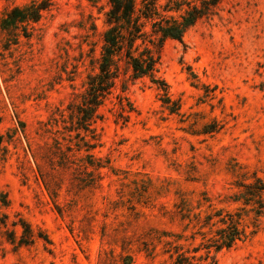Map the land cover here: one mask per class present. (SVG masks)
I'll use <instances>...</instances> for the list:
<instances>
[{"label":"rangeland","instance_id":"rangeland-1","mask_svg":"<svg viewBox=\"0 0 264 264\" xmlns=\"http://www.w3.org/2000/svg\"><path fill=\"white\" fill-rule=\"evenodd\" d=\"M28 2L0 0V18ZM108 8L54 0L28 38L0 30V264H176L175 245L196 264H264V192L258 204L239 195L264 182V0H222L183 41H165L157 75L170 102L150 78L122 76L94 124L92 177L52 151L59 141L87 154L64 128ZM119 96L132 105L123 115ZM220 208L240 213L248 236L204 248L185 216Z\"/></svg>","mask_w":264,"mask_h":264},{"label":"trees","instance_id":"trees-1","mask_svg":"<svg viewBox=\"0 0 264 264\" xmlns=\"http://www.w3.org/2000/svg\"><path fill=\"white\" fill-rule=\"evenodd\" d=\"M53 1L30 0L24 5L11 7L0 18V30L13 37L14 44L18 43L21 35L28 38L31 34L30 25L40 21L43 12L50 8ZM161 1L142 0L138 6L137 0H108L106 29L103 32V43L100 57L97 59L96 71L87 76L86 89L81 100L69 104L72 121L69 127L64 128L70 133V142L76 139V151H81L84 147L87 154L80 158H76L75 153L69 156L67 152L73 150L72 145L67 146V150L63 151L61 143L57 141L52 155L61 154L58 156L60 160L58 162L61 164L59 166L65 169L74 167V171L89 173L91 176L93 174L87 170L88 167H102L99 163L95 164L96 158L90 153L97 144L96 141L93 142L96 139L94 124L103 119L104 115L100 109L113 94L122 76L129 75L132 80L150 78L151 82L165 91L164 102L171 101L167 95V83L157 75L160 52L165 41L167 39L183 41L188 29L209 16L222 0H165L164 4ZM119 100L121 115L132 109L129 101L124 103L128 100L125 96H119ZM178 107L176 105L171 109L172 112L178 110ZM77 159L87 160L79 164ZM41 175L47 177L42 171ZM242 186L244 190L239 195L244 202L258 204L262 201L264 192L262 179L256 178L251 183H242ZM2 202L4 205L7 204L6 199ZM185 217L189 219L188 225L193 224L198 229L197 232L203 236L201 245L204 248L214 247L216 250L231 248L248 236L247 227L242 223L240 213L220 208L205 214L198 212L193 215V219L188 215ZM21 224L24 228V240L31 239L33 236L31 227L25 222ZM205 228L208 230L206 231ZM172 243L169 242L170 245ZM174 248L176 253H172L171 257L177 254L176 264H196L194 256L191 258L184 252H179L177 245Z\"/></svg>","mask_w":264,"mask_h":264}]
</instances>
